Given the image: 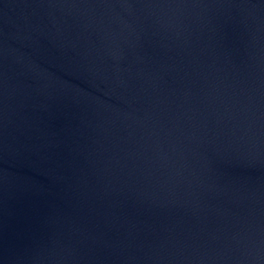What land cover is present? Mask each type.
Here are the masks:
<instances>
[{
	"label": "water",
	"instance_id": "obj_1",
	"mask_svg": "<svg viewBox=\"0 0 264 264\" xmlns=\"http://www.w3.org/2000/svg\"><path fill=\"white\" fill-rule=\"evenodd\" d=\"M0 264H264V0H0Z\"/></svg>",
	"mask_w": 264,
	"mask_h": 264
}]
</instances>
